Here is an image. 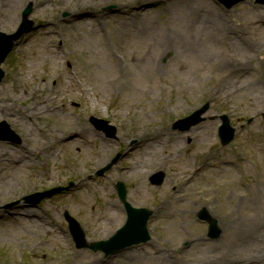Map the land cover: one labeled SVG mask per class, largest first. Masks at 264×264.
Returning <instances> with one entry per match:
<instances>
[{
	"label": "rangeland",
	"instance_id": "374dc122",
	"mask_svg": "<svg viewBox=\"0 0 264 264\" xmlns=\"http://www.w3.org/2000/svg\"><path fill=\"white\" fill-rule=\"evenodd\" d=\"M29 3L36 27L1 66L0 123L21 143L0 141V264H264V243L239 255L222 241L244 220L264 223V6L0 0V32L13 34ZM216 14L226 23L213 33ZM224 117L235 129L227 145ZM119 182L128 203L152 212L150 239L110 256L76 248L65 213L88 243L110 239L126 220Z\"/></svg>",
	"mask_w": 264,
	"mask_h": 264
},
{
	"label": "water",
	"instance_id": "95a60500",
	"mask_svg": "<svg viewBox=\"0 0 264 264\" xmlns=\"http://www.w3.org/2000/svg\"><path fill=\"white\" fill-rule=\"evenodd\" d=\"M224 1L225 0H223L222 2L224 3ZM237 1L238 0H233L232 3L226 6L229 7L233 4H236ZM260 2L264 3V0H260ZM31 9H32V5L28 4L26 9L22 13L23 23L20 26V29L15 34L11 36H7V35L0 33V64L4 61L6 55L13 47L14 42L18 40L19 37L23 33L31 29V24L26 19L28 15L30 14ZM2 77H3V72L0 70V82L2 80ZM204 112L205 110L195 113L191 117V120H193L194 123L198 122L200 115H202ZM188 121L190 122V120L187 119L183 122H180L179 124L187 123L188 125L190 124ZM0 133H1L0 136H4L6 138H9L8 134H11L13 136L12 132H10L9 130V127L4 122L0 124ZM232 135H233V130L228 126V121L226 120V118H224L223 126L221 127V130H220V137L222 139V142L227 143L232 138ZM161 181H162L161 177H158V178L154 177L152 179V183L155 185L161 184ZM117 190H118V194L120 196L121 201L125 204L127 208V216H128L127 225L124 227V229L119 231L117 235L113 237L112 239H110L109 241L102 242L97 245H89L90 248L94 250L99 249L103 251L105 254L115 252L116 250H118L119 248H121L122 246L126 244L145 242L146 240H148V235H147L145 227H146V221L150 217V212H147L144 210L131 209L129 205L126 204L125 202V199H124L125 191L121 184L117 185ZM56 192H58V190H55L53 191V193H50L49 197L52 196ZM46 195L48 194L36 196L35 203L39 202L41 198H43ZM210 229L215 230V225L210 227ZM76 241L78 243V246H84L83 241H81L80 239L77 238ZM85 246L87 245L85 244Z\"/></svg>",
	"mask_w": 264,
	"mask_h": 264
},
{
	"label": "bare ground",
	"instance_id": "6f19581e",
	"mask_svg": "<svg viewBox=\"0 0 264 264\" xmlns=\"http://www.w3.org/2000/svg\"><path fill=\"white\" fill-rule=\"evenodd\" d=\"M211 20L213 22L211 25H209L207 23L208 24V30H210L211 32L214 33V32L221 31V28H219V27L216 28V23H218V22L220 23L219 26L224 25V27H225L226 22L224 20V15L216 14V17L215 16L212 17ZM113 83L114 84L118 83L117 77H114ZM106 84H108V83H106ZM34 112L36 113L37 111L34 110ZM173 131H175V130L173 129ZM74 139H76V138H74ZM74 139H72V140H74ZM54 142H55V140L53 139V143ZM49 143L51 144V141ZM49 143L46 145L43 144V146H40V148H37V149L32 150L30 152L25 151L26 156L27 155L32 156L33 153H36V152L39 154H41L42 152L47 153L48 148L50 149ZM102 160H103V158L99 157L98 162H97L98 165L102 164ZM104 160H105V158H104ZM197 171H198V169L195 170L194 173H197ZM38 219H39V222L43 223L44 217L39 216ZM222 241H227V242H231L230 244H235V246L237 248H239V255L243 254L245 246L249 247V246H252L253 244H256V243H260V244L264 243V223H263L262 219H259L258 221L255 219L249 220L247 223L244 220L242 223L241 229H235V228H232V226L229 227V229H226L223 232ZM226 250L229 251L228 249H226ZM232 262L233 261H228L227 264H230Z\"/></svg>",
	"mask_w": 264,
	"mask_h": 264
}]
</instances>
